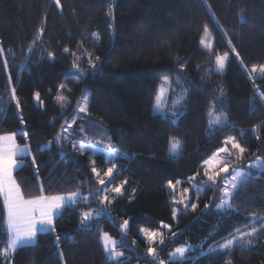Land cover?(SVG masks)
Instances as JSON below:
<instances>
[{"label": "trees", "instance_id": "1", "mask_svg": "<svg viewBox=\"0 0 264 264\" xmlns=\"http://www.w3.org/2000/svg\"><path fill=\"white\" fill-rule=\"evenodd\" d=\"M205 27L210 48L201 43ZM0 48V135L23 127L28 137L17 135V143H28L32 152L19 158L24 166L14 172L25 198L40 195L41 185L47 196L82 194L75 205L63 208L54 231L40 232L33 245L0 256V264H264V230L250 237L251 246L208 252L237 227L248 231L245 225H264V219L255 225L250 219L253 213L264 218V169L248 167L264 160V98L258 93L264 92V77L258 71L250 75L254 65L264 66V0H60L59 6L55 0H0ZM225 52L226 70L216 71L215 56ZM74 62L85 71L74 68ZM76 75L79 80L71 78ZM165 77L184 90L176 120L153 112ZM58 95L65 100L58 103ZM212 108L214 115L227 118L225 125H210ZM67 125L70 139L56 141ZM171 137L182 143L175 156L169 153ZM228 138L246 149L243 158L206 187L202 164ZM79 143L105 149L110 143L128 153L116 159L118 179L127 181L123 195L110 197L111 203L83 198L99 183L89 156L73 147ZM96 162L107 170L105 154ZM232 168L251 175L234 190L232 208L219 210L216 189ZM169 181L180 199L185 189L192 193L190 208L175 217L177 192ZM192 183L203 189L198 198ZM105 206L106 215L81 223L82 212ZM5 216L0 201V249L7 247ZM124 220L126 232L119 227ZM142 228L165 238L154 246L155 257L147 251ZM103 233L117 239L129 259H109ZM182 244L193 249L188 257L169 261Z\"/></svg>", "mask_w": 264, "mask_h": 264}, {"label": "snow or ice", "instance_id": "2", "mask_svg": "<svg viewBox=\"0 0 264 264\" xmlns=\"http://www.w3.org/2000/svg\"><path fill=\"white\" fill-rule=\"evenodd\" d=\"M55 3L59 6L60 0H55ZM111 13H109L110 15ZM43 32V28H41L38 32V35ZM209 36L207 27H205L204 37L202 38L201 43L206 47L210 48L211 44H209L207 37ZM35 43V41H33ZM230 43V41H229ZM31 51V48H29ZM69 49L65 48L64 52H68ZM232 52L235 53L236 57H239V52L235 51L233 47L231 49ZM3 52V49L0 48V53ZM74 55V54H73ZM97 60L99 57L96 58ZM228 60V53L225 52L223 55H216L215 61L217 68L222 71L226 65ZM5 65L7 61H4ZM89 65L95 68V63L91 59V54H89ZM73 67L80 70V72H84L85 70L80 68L79 64L73 63ZM259 72L261 77H264V66H260L259 69L254 65L251 69V73ZM74 80H79L80 77L78 75L71 77ZM9 80H11V76H9ZM165 81H168V78L165 77ZM59 88H65L64 84L59 85ZM258 91V86H256ZM15 88L11 89L12 98L15 100L17 107L19 106V98L15 96ZM262 98H264V92L259 93ZM35 99H40V93H35ZM57 102H63L65 100L64 96L58 95ZM183 99V95H181L176 101L175 104H179ZM87 97H83L82 99V106L79 108L80 112L87 111ZM159 98H157V109L159 108ZM214 112V108L210 109V115ZM227 118L223 116V114L215 115L212 120L209 121L210 125H225ZM21 125H24L26 122L21 117ZM76 121L73 120L72 123L74 124ZM69 128L71 125L62 126L61 131L54 136L56 141H59L61 136H64L65 139H69L71 133H69ZM83 132V128L80 129ZM17 135H20L22 138L27 139L28 132L22 127L20 132H10L3 135H0V201H2L3 209L6 214L5 220V234H6V244L7 247L0 249V256L5 258L9 257L12 253H14L18 247L27 245L31 242L35 241L38 232H44L52 230L54 231V220L55 218L61 213L62 209L68 205L74 204L75 201L82 196L79 192H71L65 195H54V196H47L43 194L42 185L40 186L41 194L38 196H34L31 198L26 199L24 196L23 191L21 190L20 185L17 183L13 173L14 171L18 170L20 167H23L22 159L18 160L17 157H24L29 154L30 145L25 143L23 146L17 143ZM51 143V142H49ZM224 147L217 149L215 153H213L212 157L208 160H205L202 164L204 168V176L206 177L205 186H210L211 183H215L217 178L220 176L221 173H228L229 172V164L233 162V160H239L243 158V155L246 151L245 148L241 146V144L234 140L233 138H228L224 142ZM170 144V151L176 152L181 147V141L176 137H171L169 140ZM230 145V147H229ZM75 148L76 145L73 144ZM85 149L92 151L93 153L96 152L95 145H85L81 143L79 145L78 150L83 153ZM111 156H115L117 154V149L113 147L110 143L106 146L105 149ZM235 150L236 156L232 157V151ZM222 153H227L230 157L229 160H224L220 158ZM32 162L35 164V157H32ZM248 167L251 168H261L264 169V160L257 158L256 161L252 164H249ZM116 169V165L113 164L112 167L107 168V170L103 173L104 177H107L108 180L106 181L104 178H101V174L99 170L94 166L91 168V171L95 174L97 181L100 185H104L105 187L99 189L98 191L104 192L105 194L102 197V201L105 203H111L109 200L108 192L114 193L115 196H121L123 194L124 185L127 184L125 180L118 186L111 187L110 189L107 188L108 184H112L114 182V170ZM199 175V173H197ZM250 172H244L240 168H232L231 174L228 178L223 180V186L217 188L216 191L221 193V198L218 204H215L217 208H232L230 203V199L232 198L233 190L237 189L238 186L247 181L250 177ZM189 182L194 181L195 177H189ZM177 184L181 183V181H177ZM168 186L172 189L175 188V185L172 181L168 182ZM203 189L199 186L193 185V191L196 194L197 198L199 197L200 192ZM188 192V189L184 190ZM93 198H95V193H92ZM87 200V197H83ZM115 198V197H113ZM178 203H184V200L178 201ZM187 208V204L184 205ZM192 209L195 210L197 208V204L193 203L191 205ZM209 205H205L207 209ZM107 209L106 206L102 208V211H84L81 215V223H87L95 218L106 215ZM176 211H173V217H175ZM250 219L252 220V224L255 225L260 219H264L262 217H257L255 213L251 214ZM128 220H124L119 227L122 230H126L128 228ZM164 227L170 228L168 225H163ZM244 227H248V231L241 230L240 227H237L233 230L232 233L229 234V237L226 238L223 243H220L217 247H210L208 249L209 253H213L218 249H229L234 245H239L241 247H248L251 246L252 241L250 237L254 236L258 231L264 230V225L258 229L255 226L245 225ZM149 242V247L147 249L148 253L155 257L156 256V248L152 245L154 243L164 244L165 238L162 233L157 232H144L143 233ZM172 236H175L176 233L172 232ZM56 239L58 240L59 237L57 236ZM103 243V247L105 252L108 254L109 259L111 260H120L123 257L122 252H118L116 250L117 241L113 240L108 233H103L100 237ZM123 242V241H121ZM190 250L189 245H183L177 247L171 254L170 259H183L185 257V253ZM160 264H164L163 261H160Z\"/></svg>", "mask_w": 264, "mask_h": 264}, {"label": "rangeland", "instance_id": "3", "mask_svg": "<svg viewBox=\"0 0 264 264\" xmlns=\"http://www.w3.org/2000/svg\"><path fill=\"white\" fill-rule=\"evenodd\" d=\"M226 65H227V62H226ZM226 65H225V67H224V69L222 70V71H220L218 68H217V66L215 67V70L216 71H219V72H224L225 70H226ZM168 78V77H167ZM168 81H170V83H168V82H166L165 81V78H163V80H162V82H161V84H160V88H159V91H158V94H157V97H156V100H155V103H154V108H153V112L155 113V114H157V113H160V114H162V115H164V116H166V117H169V118H171V119H173V120H176L177 119V117H178V114H179V112H180V108H181V106H182V103H183V101H184V90L182 89V87H180V86H176L175 84H173V82H172V80H171V78H168ZM258 93H260V91H258ZM181 95H183V99L181 100V102L179 103V104H175L174 103V101H176ZM87 97V96H86ZM157 98H159V108L157 109V107H156V104H157ZM82 106V100H81V103H80V107ZM88 106V99H87V105H86V107ZM84 113V112H83ZM216 115V114H215ZM214 114H212L211 115V119H213L214 118V116H215ZM70 139V138H69ZM81 143H79L78 145H76V149L78 150V148H79V145H80ZM83 144H85V145H92V144H86V143H83ZM106 144V143H105ZM21 145V144H20ZM24 145V144H23ZM23 145H21V146H23ZM96 146V145H95ZM181 146H182V143H181ZM229 147H230V145H229ZM180 149H181V147H180ZM180 149L179 150H177L176 152H171L170 150H169V153H170V155H172V156H175V155H177L178 153H179V151H180ZM79 151V150H78ZM80 152V151H79ZM105 154V158H106V163H107V168H109V167H112V165L113 164H115L116 165V169L114 170V173H113V176H114V182L112 183V184H108L107 185V188L108 189H110L111 187H114V186H118V185H120L122 182H124V181H122V180H119L118 179V166H117V164H116V159L118 158V157H128V153L127 152H125V151H120V150H117V154L113 157V156H111L106 150H105V148H103V147H101V146H96V152L95 153H93L92 151H90V150H88V149H85L84 151H83V154H87L88 156H89V158H90V160H91V166H93V162H94V166L99 170V172H100V174H101V178H104L106 181L108 180V178L107 177H104V175H103V173L104 172H102V170H101V167L97 164V162H96V156H98L99 154ZM32 154V152H31V148H30V150H29V156ZM234 155H236V152L235 151H232V156H234ZM27 156V155H26ZM20 157L18 156L17 157V159L18 160H20L19 159ZM220 158H222V159H224V160H229L230 159V157H229V155L227 154V153H222L221 154V156H220ZM230 165V164H229ZM244 172H246V171H244ZM196 185V186H198L197 185V183H192V188H193V185ZM105 186L104 185H100L99 184V188L98 189H96V191L95 192H93V193H95L96 195H95V198H93V195H91V194H89L88 196H87V199L89 200V201H91V200H97V199H102V197H103V195L105 194L104 192H100V191H98L99 189H102V188H104ZM125 187H126V184L124 185V190H125ZM124 190H123V194H124ZM174 190L177 192V187L175 186V188H174ZM233 192H234V190H233ZM122 194V195H123ZM61 195H65V194H61ZM108 195H109V199H110V197H119V196H115V194L114 193H111L110 191L108 192ZM191 197H192V193H191V191L189 190L188 192H186V195H185V197L183 198V199H180V197H179V192H177L176 193V196L174 197V200H173V203H174V210L176 211V215L175 216H177L178 215V213H180L181 212V210L182 209H184L183 211H187V209L188 208H190V199H191ZM79 199V198H78ZM78 199L75 201V203L74 204H71V205H75L77 202H78ZM181 200H184V203H178V201H181ZM230 203H231V199H230ZM185 204H187V208H185ZM68 206H70V205H68ZM102 208L103 207H101V208H98V210H96V211H102ZM219 210H223V209H226V208H218ZM63 210V209H62ZM96 211H91V212H96ZM60 215V214H59ZM58 215V216H59ZM57 216V217H58ZM102 216V215H101ZM101 216H99V217H101ZM56 217V218H57ZM99 217H97V218H95V219H98ZM55 218V219H56ZM55 221V220H54ZM91 222V221H90ZM87 223H89V222H87ZM87 223H84L83 225H86ZM128 228H129V224H128ZM128 228L126 229V230H123L124 232H126L127 230H128ZM171 228H168L167 227V231H169ZM54 230H55V227H54ZM49 231H52V230H49ZM44 232H47V231H44ZM144 232H157V233H161V232H159V231H153V230H151V229H148V228H142L141 229V231H140V235L142 236V238L145 240V242H146V244H147V246L149 247V242H148V240H147V237L143 234ZM40 233V232H39ZM110 236V235H109ZM111 237V236H110ZM113 240H116L117 241V245H116V250L118 251V252H122L123 253V257H121L120 258V260H115V261H120V262H123V261H125V260H127V259H129V256L127 255V253L126 252H124V251H122L121 249H119L117 246H118V240L117 239H115V238H113V237H111ZM36 241V240H35ZM35 241L34 242H31V243H29V244H27V245H33L34 243H35ZM158 243V242H157ZM157 243H154L152 246L154 247ZM183 245H185V244H182V245H179V246H177V247H180V246H183ZM25 246V245H24ZM21 247V246H20ZM176 247V248H177ZM19 248V247H18ZM175 248V249H176ZM174 249V250H175ZM193 249L190 247V250L188 251V252H186L185 253V257L182 259V260H184V259H186L187 257H188V254H189V252H191ZM169 261H171V262H176V261H181V259H169Z\"/></svg>", "mask_w": 264, "mask_h": 264}, {"label": "crops", "instance_id": "4", "mask_svg": "<svg viewBox=\"0 0 264 264\" xmlns=\"http://www.w3.org/2000/svg\"><path fill=\"white\" fill-rule=\"evenodd\" d=\"M14 172H15V171H14ZM13 175H14V173H13ZM38 233H39V232H38ZM38 233H37V234H38ZM36 237H37V236H36ZM35 240H36V238H35Z\"/></svg>", "mask_w": 264, "mask_h": 264}]
</instances>
